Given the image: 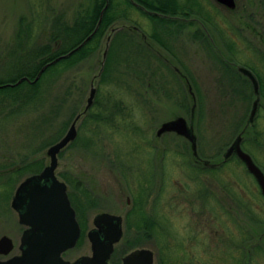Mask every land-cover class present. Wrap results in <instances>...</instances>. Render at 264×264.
Instances as JSON below:
<instances>
[{
    "label": "rangeland",
    "instance_id": "rangeland-1",
    "mask_svg": "<svg viewBox=\"0 0 264 264\" xmlns=\"http://www.w3.org/2000/svg\"><path fill=\"white\" fill-rule=\"evenodd\" d=\"M234 1L233 8L217 0H205V4L212 15H221L231 23L232 27L239 28L251 44L253 42L260 47L263 51L261 66L264 67V7L254 5L249 7V0ZM90 2L91 0H0V74L6 73L4 68L9 62L12 47L17 43L21 15L30 17L35 10L33 8L37 7L44 19L46 15L49 20L58 14L71 19L75 11L86 9ZM252 12L255 13L252 17H248ZM130 16H132L131 20L119 18L115 21L101 40L98 51L68 70L56 90V97L61 96V91L71 84V96L68 102L77 107L78 113L82 112L86 105L90 88L95 87V95L97 93L108 45L117 30L127 29L142 38L144 44L160 53L158 50L160 48L149 40L141 29L142 24H146L145 18L136 11L131 12ZM48 20L44 25L37 27V31H43L45 36L49 27ZM246 24L250 26L246 28ZM140 25L141 28L138 27ZM194 25L209 37L210 45L227 62L235 68L242 65L239 62L235 63L232 55L222 50L223 48L216 41L213 28L197 18ZM178 29L180 28L172 27L171 31L174 35H171V39L174 51L181 61L177 55L174 58L168 56L174 63L172 69L177 68L176 71L174 70L177 81L172 73L162 68L154 75V87L149 88L147 82H150V79L144 84L140 83L141 79L139 82L135 81L140 71L135 63L132 64L134 70L121 77L122 85L130 86V92L133 93V95L124 94L125 99L130 100L132 104L138 106V110H141V113H137V120L145 118L144 122H135V125H138L135 131L140 133L133 137L135 136L139 141L138 146L141 147L137 150L139 156L134 155L137 158L132 165L127 166V170L123 169L125 167L121 168L123 160L120 163L119 159L113 156L115 151L113 142L117 139L107 136L102 125L96 127L91 122L82 125L86 112L76 122V138L57 155L55 172L59 179L67 184L69 198L83 227L78 244L67 251L65 258L74 260L80 255L91 254L86 233L93 227V216L100 212H110L123 218L122 238L115 244V249L110 255L113 264H120V257L123 254L142 247L150 248L154 252L153 264H264V197L254 176L248 172L245 164L238 157L233 154L229 159L223 158L227 146L242 132V140L248 137L247 140L251 142V145H247L251 152L241 144L243 150L250 154L264 172V99L259 92L256 114L260 113L261 117L255 131L253 132L250 127L256 116L252 123L247 124L246 121L245 126H242L245 127L243 130L234 132L233 124L240 120L244 112L240 110V105L229 106V109L223 111L222 105L224 107L227 105L219 99V92L214 82L215 69L210 60L212 56H208L212 55L208 48L209 44L190 38L194 32L192 26L187 25L181 32H178ZM231 35L239 40L237 34L236 37ZM238 43L241 45L240 42ZM247 55L248 58H252L251 53ZM14 56L21 61V48L15 49ZM152 62H148L141 76L150 77ZM7 67L9 69V66ZM187 73L192 74L200 88L203 105L205 104L207 109L215 110L212 123L208 122L207 115L205 117L200 115L199 118L197 100L200 96L194 92ZM117 76L118 74L115 73L111 75V77ZM111 84L112 91L119 90ZM110 89L103 84L101 90L106 93ZM122 90L126 91L124 88ZM118 92L121 93L120 90ZM135 98L137 101L134 100ZM144 98L149 99L145 107ZM70 108V105H66L60 112L62 119L44 138L48 142L45 147H40L39 143L34 144L31 139L24 136V134L27 136V122L22 133L21 122L6 127L9 125L8 122L3 125V129L0 128V137H10L12 142L8 145L9 152H3L5 160L12 165L11 169L14 166L17 169L29 161V164L41 161L43 165L48 164L47 148L67 132L74 119L70 114ZM221 111L224 114H221ZM142 112L145 114L142 115ZM49 116L47 113L46 118ZM178 116L185 118L189 128L194 132L195 145L175 132L157 135V129L163 122ZM34 120L29 122H37ZM223 124L226 126H222ZM220 127H224L222 132H219ZM98 137L101 140L97 139ZM40 140L41 136H39ZM148 141H152V145ZM148 144L152 151L146 153L145 148ZM222 144V150L217 155ZM26 170L21 174L20 168L18 182L13 192L25 176L33 173L31 169ZM195 175H198L197 181L193 180L196 178ZM3 176L0 180L1 184L6 181ZM149 182L152 183L151 186ZM147 186L152 187L149 193L151 195L147 196V205L135 206L134 199L138 197L139 190L142 191V187L147 188ZM5 187L0 185V237L6 235L14 243V249L7 255L8 257L18 253L17 246L23 227L19 224L17 214L10 204L13 192L9 194L5 191ZM159 218L163 219L164 223ZM146 219L151 222L148 229L144 227ZM128 224L131 226L128 227ZM198 255L202 263L196 261ZM5 257L0 255V259Z\"/></svg>",
    "mask_w": 264,
    "mask_h": 264
},
{
    "label": "trees",
    "instance_id": "trees-1",
    "mask_svg": "<svg viewBox=\"0 0 264 264\" xmlns=\"http://www.w3.org/2000/svg\"><path fill=\"white\" fill-rule=\"evenodd\" d=\"M105 2L106 0H91L90 5L86 6V9H78L72 15L71 19L65 18L60 14L52 16L49 20L48 15H46L47 17L44 19L42 12L37 7L33 8L35 10L31 13L30 17L21 15L18 23L17 43L12 47V52L8 58L9 62H7L6 57L7 63L4 68L6 69V73L0 74V128L8 122L9 125H6V127L15 125L12 123L21 122L23 123L21 124L22 133L24 132V124L27 122V136L25 134L24 136L31 139L34 144L39 143L40 147H45L48 142L44 138L49 134L50 129L62 119L60 112L66 105L71 106L70 114L72 116L75 117L78 113L76 110L77 107L68 102L71 96V84H68V87L61 91V96L56 97V90L63 81V77L69 72L68 70L95 54L109 27L119 18H130L131 20L132 16L130 14L133 11L138 12L145 18L146 24L143 23L142 28L141 25L138 27L144 31L145 36L149 40L153 41L160 48L158 49L160 53L149 47V45L144 44L142 38L135 36L134 33L127 29L122 28L117 30L111 37L108 45L99 76L97 93L93 103L82 119V125H87V122H91L96 127L102 125L107 136H112L117 139V141L113 142L115 143L113 156L115 155L120 163L123 160L121 168L125 167L123 169H126L127 166H131L134 159L136 160L137 156H139L137 150L140 149L139 147L141 145L138 146L139 141L133 135H137L140 131H135L138 128L135 122H144L145 120V118L137 120V113H141V110H138V106L132 104L130 100L125 99L124 94L133 95V93L130 92V86L125 87L122 85L123 81L121 77L132 72L134 70L132 64L135 63L140 68L138 78L135 81L139 82V79H141L140 83L144 84V82L150 79L151 81L147 82L149 83V86L147 85L149 88L154 87V75L156 71L162 68L172 73L177 81L178 78L172 69L174 63L168 57L171 56L174 58L178 56L179 58V55L175 53L172 46L173 40L171 39V35H174V32L171 31L172 27L180 28L177 31L181 32L187 25L192 26L194 27V32L190 35V38L194 41H200L201 43L207 42L209 44L208 48L211 50L212 55L208 56H212L210 60H212V65L215 69L214 82L219 92V99L223 101V104L225 103L227 105V107L222 105L223 111L229 109V106L235 107L240 105V110L244 113L238 122H234V132L245 128L242 126H245L254 98L252 84L246 76L240 73L234 65L227 62L210 45L209 37L194 25L196 18L203 21L211 29L213 28L216 41L219 42L223 51L232 55L231 57L234 58L235 63L239 62L248 67L256 75L259 92L261 98L264 99V67L261 66L263 51L257 44L253 42L251 44L239 28L232 27L231 23L224 17H221V15H212V12L206 9L208 7L205 4V0H108V2ZM263 3L264 0H249V7L253 5L264 7ZM104 7L105 9L103 10ZM253 13L255 12L250 13L248 17H252ZM47 20L49 27L47 35L45 36L43 31H37V27L41 24L44 25ZM249 26V24L245 25L246 28ZM231 34L234 37L237 34L239 40L233 38ZM81 43L82 45L75 49ZM16 48H21V61L14 56ZM71 50L73 51L69 53ZM67 53L69 54L65 57H60ZM248 53L252 54V58L247 57ZM56 58H58L56 61L51 62ZM149 61H153L151 65L152 72L150 77L146 78L145 75L141 76V74ZM48 62L51 63L35 79L41 68ZM7 66H9V69ZM113 73L118 74V76L111 77ZM187 74L194 92L200 96V99L197 100L199 118L200 115L204 117L207 115L209 117L208 122L212 123V116H214L215 110L211 108L207 109L205 104L203 105V94L200 88H198L192 74ZM23 77L29 78L30 81L22 79L17 83ZM112 82L113 84H111ZM103 84H106L109 89L111 88V84L114 88H118L121 93L118 92L119 90L115 92L111 89L103 93L101 90ZM123 88L126 90L124 91L125 93L122 90ZM134 100L137 101L136 98ZM147 100L149 99L144 98L143 100L144 107L146 106ZM223 111H221V114H224ZM47 113L50 115L48 118H46ZM143 114L145 112H142ZM260 117V113L256 114V119L250 127L253 132L258 127ZM32 119L37 120V122H29ZM222 126L226 125L223 124ZM222 128L224 127H220L219 132H222ZM39 136H41L40 141ZM117 136L123 139L120 140ZM130 137L131 139H129ZM0 139V180L3 175V178H6L4 184H1L2 181H0V185H5V191L11 194L14 186L18 182L20 168L21 174L25 169H31L34 173L39 172L44 165L42 161L33 162L30 165L29 161L17 169H15L16 166L11 169L12 165H9L5 160L3 152H9L8 145L12 142L10 137H0ZM97 139L100 138L98 137ZM247 139L248 137L243 138L242 146L251 152L247 148V145H251V142ZM148 142L152 145V141ZM96 144H98V141H96ZM150 144L145 148L146 153L152 151ZM223 144L219 147L217 155L220 154ZM205 158L209 157L205 156ZM1 174L3 175L1 176ZM195 176L196 178L193 180H196L198 177V175ZM149 184L150 186L152 185L150 182ZM151 190L152 187H142V191L140 189L138 197L134 199L135 206L147 205V196L151 195L149 194ZM159 219L164 223L163 219ZM150 223L149 220H145V229H148L147 227L150 226ZM130 226L128 224V227ZM145 229L143 231H146ZM257 245L254 246L256 247ZM198 256L196 261L202 263L200 255Z\"/></svg>",
    "mask_w": 264,
    "mask_h": 264
},
{
    "label": "water",
    "instance_id": "water-1",
    "mask_svg": "<svg viewBox=\"0 0 264 264\" xmlns=\"http://www.w3.org/2000/svg\"><path fill=\"white\" fill-rule=\"evenodd\" d=\"M217 1L229 8L235 6L234 0ZM82 43L75 49L80 47ZM69 53L60 57H65ZM51 62L46 63L41 68L35 79ZM237 70L250 80L255 94L247 119L248 124L253 122L257 113L259 85L249 68L238 65ZM22 79L30 81L29 78L23 77L17 83ZM95 92L96 88L91 87L82 113L86 112L92 104ZM82 113L77 114L67 132L47 148L48 164L40 172L26 176L15 188L11 207L17 212L18 222L26 226L20 237L19 248L22 253L7 259H0V264H111L108 262V258L114 243L121 237V217L109 213H100L94 217L95 228L88 232L91 255L80 256L73 262L64 260L61 256L63 251L75 245L80 228L75 217V211L70 204L67 185L64 181L59 180L55 174L57 154L76 138V121ZM164 132H175L193 144L195 143L196 136L182 116L163 122L156 133L159 135ZM241 140L242 132L225 149L223 158L226 159L235 154L245 164L248 172L254 176L260 192L264 196V172L253 161L250 154L243 150ZM12 248L13 243L8 236L0 237L1 255H7ZM152 263L153 252L148 248H136L122 258V264Z\"/></svg>",
    "mask_w": 264,
    "mask_h": 264
},
{
    "label": "flooded vegetation",
    "instance_id": "flooded-vegetation-1",
    "mask_svg": "<svg viewBox=\"0 0 264 264\" xmlns=\"http://www.w3.org/2000/svg\"><path fill=\"white\" fill-rule=\"evenodd\" d=\"M22 226V225H21ZM79 226H80V230H81V233H82V231H83V228H82V226H81V224H80V222H79ZM23 228H22V230H21V234H22V231L24 230V226H22ZM67 251H69V250H66V251H64L63 253H62V255H63V257L65 258V254L67 253ZM20 251H19V249H18V253H19ZM14 254H16V253H14ZM77 258V257H76ZM75 258V259H76ZM121 258V257H120ZM65 259H68V258H65ZM74 259V260H75ZM68 260H70V259H68ZM70 261H73V260H70Z\"/></svg>",
    "mask_w": 264,
    "mask_h": 264
}]
</instances>
